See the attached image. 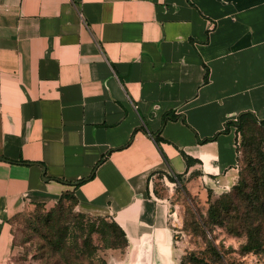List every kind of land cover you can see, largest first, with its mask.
Segmentation results:
<instances>
[{"label":"crops","instance_id":"obj_1","mask_svg":"<svg viewBox=\"0 0 264 264\" xmlns=\"http://www.w3.org/2000/svg\"><path fill=\"white\" fill-rule=\"evenodd\" d=\"M247 112L264 120V0H0V264L14 219L67 193L121 229L124 264H179L155 185L234 186L221 131Z\"/></svg>","mask_w":264,"mask_h":264},{"label":"rangeland","instance_id":"obj_2","mask_svg":"<svg viewBox=\"0 0 264 264\" xmlns=\"http://www.w3.org/2000/svg\"><path fill=\"white\" fill-rule=\"evenodd\" d=\"M237 140L240 177L249 193L254 187L253 177L259 175L257 154L264 155V128L249 123L238 130ZM158 183L163 197L170 201L182 264H264V242L259 251H241L247 241L242 227L255 226L258 221L264 224L260 210L264 196L251 208L235 189L199 197L185 189L184 180L177 185H171L169 180ZM210 205L217 207L208 216ZM257 206L258 211L254 210ZM225 213L229 222H218ZM236 217L241 219L239 224ZM229 225L239 234L229 232L225 227ZM122 243L109 220L80 212L73 200L66 198L53 209L33 207L14 219L8 264H124L129 253H109ZM58 246L65 248L60 251Z\"/></svg>","mask_w":264,"mask_h":264},{"label":"trees","instance_id":"obj_3","mask_svg":"<svg viewBox=\"0 0 264 264\" xmlns=\"http://www.w3.org/2000/svg\"><path fill=\"white\" fill-rule=\"evenodd\" d=\"M206 80H207V73L204 76V81H206ZM170 118L171 119H176V117H170ZM249 123L257 124L258 126H261L262 128H264V120L258 122V121H256L254 119V117L251 115V113L247 112V113L240 114L236 121L227 122L225 124L224 129L221 131V133H227L229 128H230V126H235L236 127V132L238 133L239 129L247 127V125ZM215 137H216V135L214 137L210 138V139H207V141L213 140ZM154 142H155L157 148L160 149L159 148L160 139L158 137H156V138H154ZM257 155H258V161H259V169H258L259 175L256 174L253 177L254 187H253V189L249 190V193H246L247 186L244 183V180L241 179V177H240V171H239L240 154H239L238 145H237L238 178H237V181H236L235 185L232 186L229 189V191L223 193V194H226V193L230 192V190L235 189V192H238V195L240 196V199L242 201L246 202V206L247 205L249 207L251 206V208H253L254 205L258 204V199H260L261 196H264V155L262 153H259ZM168 180L171 183H174L175 185H177L179 183V181H180V178L179 177H176V178L169 177ZM82 182L83 181H80L78 183L80 184ZM155 192H156V194L158 196H160V197L163 196L161 188L159 186V183H157L155 185ZM66 198H71L73 200V204L75 206L77 205V200H76L75 196L72 193H67V194L62 195V197H60L58 202L51 209L55 208L56 205H59ZM253 200H254V202H253ZM238 201H240V200H238ZM249 204H251V205H249ZM214 206H216V205H210L209 210H208V216H211L212 212L216 210V209H214ZM36 207L44 208L41 205H37V206H35V208ZM258 207L259 206H257L254 210L258 211ZM260 210H262L263 213H264V202L263 201L260 204ZM248 213H249V211H248ZM103 219H105V218H103ZM235 219H236L237 223L239 224L241 219L238 218V217H236ZM220 221L221 222L226 221L227 223L229 222V218L226 215V213H225L224 217H222L218 222H220ZM110 223H111V227L114 228L118 232V234H120V237L122 238V241H123V243H122V245L120 247L112 248V249L113 250H115V249H123L127 245L124 233L121 231V229L113 221H110ZM225 227H226V229L229 232L234 233V234H239V231L238 230H234V228L231 225L225 226ZM242 232L247 237L246 243L241 246V251L243 253H250V252H255V251L261 250L262 243L264 242V224L261 221H258L255 226L245 225L244 227H242ZM256 238H259V239H256ZM63 246H58L56 248H58L60 251H62L63 248H65ZM85 246H87V243H86ZM101 263L105 264L103 262H101ZM179 264H182V260L180 259V257H179Z\"/></svg>","mask_w":264,"mask_h":264}]
</instances>
